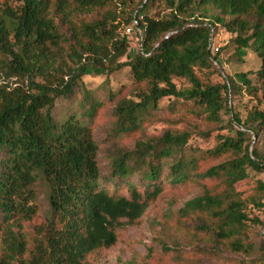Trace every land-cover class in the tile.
<instances>
[{
	"label": "trees",
	"instance_id": "trees-1",
	"mask_svg": "<svg viewBox=\"0 0 264 264\" xmlns=\"http://www.w3.org/2000/svg\"><path fill=\"white\" fill-rule=\"evenodd\" d=\"M157 2L167 12L146 14ZM128 3L0 0V51L5 55L0 58V264H88V256L114 246L118 230L144 215L167 182L185 185L196 177L224 178L230 192L203 194L182 212L207 210L218 220L217 241L234 238L235 250L252 247L242 238L251 218L237 184L249 179V168L264 167V155L254 146L255 137L264 135V0H146L141 9H130ZM208 7L219 13L209 15ZM96 9L104 11L100 17L82 18ZM126 28L136 31L140 48L123 62L130 47ZM222 29L235 36L214 51ZM229 48L258 55L259 87L246 72L223 74L221 56ZM125 67L137 88L113 109L118 136L140 129L166 97L192 101L223 130L228 126L221 113L229 108L232 134H220L215 147L202 150L192 144L194 131L167 130L139 140L133 149H114L111 170L103 176L92 127L102 102L86 92L79 110L71 103L66 111L55 109L59 100L72 102L81 93L84 76ZM204 70L223 74L226 82H205L199 73ZM259 90L263 107L245 120L229 107L235 95ZM109 98L116 100L115 93ZM228 152L234 158L198 172L202 158ZM256 189L264 193V182L258 181ZM41 194L47 207L30 248L25 223L39 217ZM251 203L264 205L258 197Z\"/></svg>",
	"mask_w": 264,
	"mask_h": 264
},
{
	"label": "rangeland",
	"instance_id": "rangeland-1",
	"mask_svg": "<svg viewBox=\"0 0 264 264\" xmlns=\"http://www.w3.org/2000/svg\"><path fill=\"white\" fill-rule=\"evenodd\" d=\"M146 0H129L130 9L143 8ZM103 10L85 12L82 18L90 21L102 15ZM167 12L164 3L157 2L149 5L145 13L150 16H161ZM201 11L197 10L199 14ZM209 15L219 12L208 7ZM230 18V17H229ZM130 41L128 53L121 58L127 62L134 52L140 48L139 36L132 28H126ZM235 36L225 29L215 36L212 47L225 46ZM66 47H68L66 45ZM5 55L0 51V58ZM221 63L224 66L223 74L235 75L236 72H246L254 80V84L260 86L256 71L260 68L261 60L252 50L246 48L239 53L229 48L222 53ZM201 78L207 83L223 84L226 82L223 74L215 70L200 71ZM181 87H188V82L179 81ZM137 88L129 75L128 68L111 72L109 75H95L90 73L83 77L81 93L72 102L62 99L56 106V113L69 109V103L74 109L79 110L80 101L86 92L96 96L102 102V108L92 122L94 136L99 143V165L102 175H108L111 170L112 151L116 148L133 149L139 140L150 136L162 135L167 130L195 132L192 144L202 150L215 147L220 141V134H232L229 126L232 118L230 109L223 110L221 118L225 120L224 130L221 126L210 122L207 114L200 106L192 101L176 100L166 97L160 102V109L151 119L145 121L143 126L126 135L118 136L113 132L116 117L113 109L121 97L132 96ZM119 90L121 91L118 94ZM115 93L116 100L110 101L109 93ZM262 90L257 95H249L247 92L239 93L230 101V108H234L243 120L255 108H262ZM176 102V104H173ZM202 132L209 133L205 137ZM254 146L259 147L264 155V135L255 137ZM200 153V152H199ZM234 158L232 152L224 153L220 157H208L200 160L199 173L205 172L214 165L221 164ZM249 179L237 184V192L248 204V214L251 221L242 230L244 241L252 244L247 250H235L232 245L234 238L217 241L216 227L218 220L212 214L205 211H195L189 214L182 212L188 201L203 194L211 195L228 194V183L224 178H200L185 185H172L167 182L164 191L146 210L144 215L134 224H126L118 230L117 243L107 249H100L87 258L88 264H264V251L262 239H264V205L257 207L251 203L253 197L261 198L264 203V193L256 189L258 181L264 182L263 170L248 169ZM134 180H137L136 178ZM41 208L39 217L33 222L25 223V234L29 247L33 245L35 225L43 221V215L47 207V201L41 194ZM259 219L256 222L255 219Z\"/></svg>",
	"mask_w": 264,
	"mask_h": 264
},
{
	"label": "built area",
	"instance_id": "built-area-1",
	"mask_svg": "<svg viewBox=\"0 0 264 264\" xmlns=\"http://www.w3.org/2000/svg\"><path fill=\"white\" fill-rule=\"evenodd\" d=\"M129 30H130V28H129Z\"/></svg>",
	"mask_w": 264,
	"mask_h": 264
}]
</instances>
